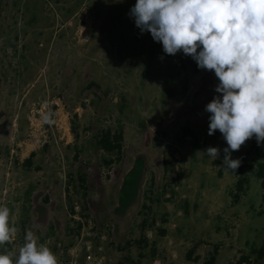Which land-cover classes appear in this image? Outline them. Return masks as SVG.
I'll return each instance as SVG.
<instances>
[{"label":"rangeland","instance_id":"obj_1","mask_svg":"<svg viewBox=\"0 0 264 264\" xmlns=\"http://www.w3.org/2000/svg\"><path fill=\"white\" fill-rule=\"evenodd\" d=\"M135 2L0 0V204L17 229L0 253L17 252L32 231L39 243L45 236L62 240L61 250L50 249L58 264H72L74 202L86 206V218L111 227L103 237L83 238L78 264L88 244L105 264H202L213 246L216 264H228L261 244V189L252 170L245 169L247 194L232 206L234 172L217 163L220 156L201 152L218 147L224 156L227 146L219 130L208 134L205 106L222 95L218 78L141 33L129 15ZM120 126L121 160L106 166L110 156L96 141ZM137 158L139 178L121 192ZM79 176L86 178L85 197ZM143 238L146 245L137 244ZM195 243L197 262L186 259Z\"/></svg>","mask_w":264,"mask_h":264},{"label":"clouds","instance_id":"obj_2","mask_svg":"<svg viewBox=\"0 0 264 264\" xmlns=\"http://www.w3.org/2000/svg\"><path fill=\"white\" fill-rule=\"evenodd\" d=\"M129 15L141 33L161 42L166 54L182 51L218 78L205 106L208 134L219 130L227 146L223 165L235 172L232 158L246 140L264 143V0H136ZM212 160L218 147H208ZM17 229L10 209L0 204V245L12 243ZM0 264H58L56 254L27 231L18 251L0 253Z\"/></svg>","mask_w":264,"mask_h":264},{"label":"trees","instance_id":"obj_3","mask_svg":"<svg viewBox=\"0 0 264 264\" xmlns=\"http://www.w3.org/2000/svg\"><path fill=\"white\" fill-rule=\"evenodd\" d=\"M195 70L197 71V66L195 65ZM95 85V83L90 82L88 86ZM74 129V128H73ZM74 133V130H71ZM123 128L122 126L117 127L112 130L110 128L105 129L99 134V137L96 141V146L98 149L104 151L110 157L104 158L102 162L106 166H110L112 163L119 162L121 160L122 155V143H123ZM80 151L76 149L74 159L76 160ZM35 156V152H31L28 157H26L22 161L23 167L26 169H30L32 167V159ZM239 158H241V164L238 169L235 170V182L232 188L229 190L230 204L232 206L238 205L243 197L247 194V191L250 186V180L247 174L245 173V169H250L253 172V175L259 182V186L261 189V197H260V208L258 210V215L264 218V143L258 144L255 137L250 138V144L248 148L240 154ZM257 158V159H256ZM250 159V160H249ZM223 160V155H220L217 163ZM249 160V161H248ZM143 163L139 158H137L129 170V172L125 175L123 184L121 186V192L127 188L134 185L140 175V169L142 168ZM36 169H39L35 166ZM130 177V179H129ZM79 187L82 190V196H86V192L88 190L86 185V178L84 176H79ZM125 188V189H124ZM120 192V195H121ZM70 201V198H68ZM70 203V202H69ZM70 211H72L71 204L69 205ZM82 214L84 215V211H86V206L81 203ZM86 214V213H85ZM25 222H22V226ZM81 229V224L76 222L75 232H79ZM146 239H139L137 244H145ZM199 243H195L186 253V259L189 261L197 262L200 258L199 255H194L196 249L199 247ZM213 251L209 254V256L202 262V264H216L218 247L213 246ZM228 264H264V237L259 246L254 244L250 245V253H241L236 259L230 261Z\"/></svg>","mask_w":264,"mask_h":264},{"label":"built area","instance_id":"obj_4","mask_svg":"<svg viewBox=\"0 0 264 264\" xmlns=\"http://www.w3.org/2000/svg\"><path fill=\"white\" fill-rule=\"evenodd\" d=\"M71 217L76 222L81 224L80 231L74 237L75 242L69 249V254L72 259V264H78V255L79 252L81 251L80 249L81 247L79 246L81 242L84 240L83 238L85 236H88L91 239L103 237L104 232L111 230V227L107 224L105 226H98L93 218H89V217L86 218L82 214L81 206L77 202H74L72 205ZM86 229H89L90 231L88 230L86 231V234H84L83 230ZM41 243L45 244L49 248L51 247L53 249H58V250L59 249L61 250L64 246L63 241L55 236H45L42 239ZM87 249H88L87 250L88 253L84 255L82 262L83 264H103V263L105 264V258L101 254L91 252L89 248V244L87 246Z\"/></svg>","mask_w":264,"mask_h":264}]
</instances>
